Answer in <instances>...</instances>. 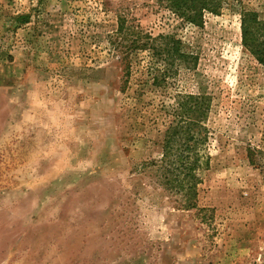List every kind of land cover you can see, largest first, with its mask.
<instances>
[{
  "label": "rangeland",
  "instance_id": "374dc122",
  "mask_svg": "<svg viewBox=\"0 0 264 264\" xmlns=\"http://www.w3.org/2000/svg\"><path fill=\"white\" fill-rule=\"evenodd\" d=\"M240 7L264 19V0L200 25L157 0H0V264H264V65ZM118 14L197 56L175 86L211 96L197 208L139 170L163 131L119 91Z\"/></svg>",
  "mask_w": 264,
  "mask_h": 264
},
{
  "label": "trees",
  "instance_id": "16d2710c",
  "mask_svg": "<svg viewBox=\"0 0 264 264\" xmlns=\"http://www.w3.org/2000/svg\"><path fill=\"white\" fill-rule=\"evenodd\" d=\"M238 0H157L187 23L200 25L206 12L220 13L234 7ZM29 14L16 18L27 22ZM243 45L264 65V19L256 11L240 7ZM111 53L121 64L120 93L130 100L134 113H150L152 126L160 124L163 137L161 152L155 159L144 161L141 170L156 177L158 185L174 196L182 209L197 208L201 172L210 165L207 150L210 130L207 118L211 96L183 91L176 86L182 70H191L197 56L184 48L175 33H157L129 23L117 15L115 29L109 34ZM247 157L253 162L250 148Z\"/></svg>",
  "mask_w": 264,
  "mask_h": 264
}]
</instances>
